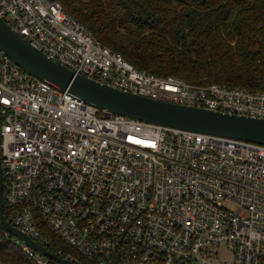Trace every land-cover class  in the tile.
Listing matches in <instances>:
<instances>
[{"label": "built area", "instance_id": "obj_1", "mask_svg": "<svg viewBox=\"0 0 264 264\" xmlns=\"http://www.w3.org/2000/svg\"><path fill=\"white\" fill-rule=\"evenodd\" d=\"M0 18L60 65L122 92L264 119V91L140 70L55 0H0ZM7 221L89 264H264V145L101 111L0 53ZM34 264H59L4 230ZM4 264V263H0ZM88 264V263H87Z\"/></svg>", "mask_w": 264, "mask_h": 264}, {"label": "trees", "instance_id": "obj_2", "mask_svg": "<svg viewBox=\"0 0 264 264\" xmlns=\"http://www.w3.org/2000/svg\"><path fill=\"white\" fill-rule=\"evenodd\" d=\"M140 70L264 91V0H55ZM50 249L78 256L46 233ZM0 263L34 264L0 225Z\"/></svg>", "mask_w": 264, "mask_h": 264}, {"label": "water", "instance_id": "obj_3", "mask_svg": "<svg viewBox=\"0 0 264 264\" xmlns=\"http://www.w3.org/2000/svg\"><path fill=\"white\" fill-rule=\"evenodd\" d=\"M0 53L8 56L28 74L41 81L53 83L62 91L72 94L101 111L179 130L264 145V119L233 116L160 102L122 92L81 75H76L32 47L1 18ZM0 225L3 230L24 242L35 252L49 257L59 264H73L31 240L7 221L3 207L1 158Z\"/></svg>", "mask_w": 264, "mask_h": 264}, {"label": "rangeland", "instance_id": "obj_4", "mask_svg": "<svg viewBox=\"0 0 264 264\" xmlns=\"http://www.w3.org/2000/svg\"><path fill=\"white\" fill-rule=\"evenodd\" d=\"M75 18V17H74ZM217 262L214 264H230V255L228 251L224 248H219L217 250Z\"/></svg>", "mask_w": 264, "mask_h": 264}]
</instances>
